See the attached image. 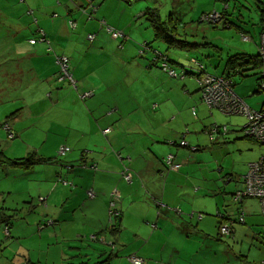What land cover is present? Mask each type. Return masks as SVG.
<instances>
[{
  "label": "crops",
  "instance_id": "0c3cea01",
  "mask_svg": "<svg viewBox=\"0 0 264 264\" xmlns=\"http://www.w3.org/2000/svg\"><path fill=\"white\" fill-rule=\"evenodd\" d=\"M32 1L0 0V71L5 70L0 73V106L8 104L10 99H15L23 109L20 114L10 118V124L6 122L12 127L15 137H21L24 134L37 137L38 132H44L45 136L43 137L52 138V145L58 142L56 150L59 146L71 144L75 149V154H72V160L60 161L55 156L57 155L55 150L56 154L48 157L54 158L55 161L48 164H35L27 169L7 165L0 168L5 170L13 181L19 183L24 192H28L25 186H29V182H40L39 186L43 187L45 192V194H40L45 196L44 203H40L41 208L44 210L43 215L48 216V219L54 222L52 225L61 219H66L70 222V226L73 224L79 226L74 234L75 237L83 238L91 235L92 241L88 239L89 241L105 246L104 249L91 254H83L86 258L88 257L89 264H96L97 261L104 260L105 254L110 251L106 247H112L113 244L117 246L118 252L106 264H124L125 262L131 264L130 257L143 258L139 255L143 250L156 251V255L161 261H164L166 255L172 253L176 255L178 262L182 259L184 252V247L181 246L183 240L196 239L198 234V240L201 243V239L211 236L210 224H203V228H201L200 223L209 215L214 218L215 214H209L214 210L218 213L226 210L227 220L232 222L235 232L234 235H229L236 239L233 244L224 240L219 241L220 251L223 253L222 263L261 264L264 257L262 208L260 214L254 211L247 213L245 211V222H238V214L233 211L235 205L238 207V203L234 201L233 197L239 189L228 191L226 188L232 185V181H235L237 186L238 183L242 184L244 173H235L228 177H222L220 174L219 177L211 179L213 182L215 181L213 185L209 183L210 179L202 180L208 188L203 191L202 195H199V198L208 199L211 196L217 198L214 206L210 201L200 200V209L196 211L205 216L196 223L190 216L195 214L193 211L195 209L194 201H196L195 194H199L201 191L196 192L191 188V193L189 187L192 186L187 182L183 181L182 184L181 181L170 180L167 177L169 172L165 173V157L172 153L182 165L196 163L207 167V160L211 155L209 157L205 153L202 154L200 149L210 152L213 149L209 150L204 147L206 137L203 136L198 140L195 138L196 132L184 133L183 121H179L173 113L156 122L153 121L149 127H142V123L145 124L146 116L149 115L151 119H154L151 111V114L149 113L150 107L152 110L155 109L153 111L155 113L159 111V103L163 101L174 106V99L169 93V88L165 85L151 87L155 91L147 93L150 97L134 98V104L140 108L130 110L128 109L130 101L116 98L114 87L104 88L102 86L97 89L95 86L82 83L84 78L74 75L78 73L77 65L73 66L74 60H72L71 66L74 69V74L73 72L72 74L79 81V86L71 87L65 81H60L57 76L59 72L56 58L48 52V49L51 47L53 51L56 50L59 53L63 51V43L70 35L68 22L59 20L49 26L40 25L33 15L38 13L40 21L43 22L53 11H50L48 6H43L39 8L40 10H30V4L32 7H37ZM73 2L83 4V0L70 1V3ZM71 8V5L65 6L64 13L72 14L69 13ZM75 8L79 10V8ZM30 11L31 13H29ZM39 28L45 30L50 44L30 43V40L33 39L31 35L38 34ZM260 34H262V23ZM250 38L252 41V37ZM248 54L256 55L257 53ZM260 72L261 69L250 70L245 72V76H235L240 77L239 82L242 80L249 82L245 87H241L240 92L236 88L235 91L251 107L255 106L253 108L255 110L263 108L264 96L255 97L253 95L261 94L263 91L257 86L252 89H248V87L251 82L259 84ZM255 74L258 75L254 76ZM3 75L10 78L11 84L3 81L4 78L1 77ZM20 75H31V81L28 84L20 85ZM14 78L15 80H13ZM237 84L238 82L235 81V87ZM103 89H107L108 96L111 95L107 101L98 97L99 91ZM146 90L148 89L146 88ZM85 91L90 94L84 97ZM249 91L252 92V98L247 100ZM164 92H167L170 98L163 100ZM93 93L95 94L93 95ZM260 99H262L261 103ZM39 103L44 110L37 114L32 109ZM154 106L157 107L153 108ZM135 110H139V112H134ZM109 113H111L110 116ZM172 117H175V120H172ZM0 121H5V119L0 117ZM109 125H115L117 129L106 138L101 129ZM231 132H233L231 134L233 137L240 138L237 130L230 131L228 129L225 134L219 132L215 141L216 139L225 141ZM178 140H182L181 144H178ZM183 141L187 145H182ZM215 141L212 143H218ZM109 145L113 147L112 150ZM178 146L188 150H181ZM191 146L192 148H190ZM194 147L199 151L192 154L191 152L197 151L192 150ZM114 151H121V155L125 156V158L120 157L123 162L117 158ZM212 154L213 157L210 160L213 162H216L213 159H220L219 152ZM5 157L7 158V156ZM93 165L97 166V170L92 168ZM37 166H41L40 170H37ZM11 167L14 169L12 170ZM70 167H72L71 170H67ZM126 168L133 175L132 184H129L122 176ZM210 171L214 172L215 169L212 168ZM62 177L66 180H61ZM3 179L4 177L0 175V180ZM67 180L72 182L74 187L69 185L65 187L64 183L67 184ZM58 182L63 185L57 184ZM91 190L95 191L94 197L88 194ZM112 190H114L113 194ZM226 194L230 195L229 199L219 198ZM115 196H117L115 202L122 210L121 213L118 212L121 217H118L119 226L108 228L111 222V215L109 216L108 212L109 205ZM1 198L0 194V200ZM245 203L246 200L240 204L239 208L244 207ZM65 209H69L68 215H65ZM201 209L204 212L200 211ZM189 213L190 216H188ZM257 215L260 220L256 217ZM220 223L216 222L217 227ZM169 229L171 231L168 233ZM217 237L225 239L219 232ZM77 249L84 250V246ZM167 251L168 254H166ZM228 253L233 255H228ZM194 257L195 255H193ZM172 258L173 255H170V259ZM222 263L217 262V264ZM185 264H211V261L196 260L194 263L193 260L192 263L187 261Z\"/></svg>",
  "mask_w": 264,
  "mask_h": 264
},
{
  "label": "rangeland",
  "instance_id": "374dc122",
  "mask_svg": "<svg viewBox=\"0 0 264 264\" xmlns=\"http://www.w3.org/2000/svg\"><path fill=\"white\" fill-rule=\"evenodd\" d=\"M70 1L33 0L32 3L37 7H32L30 3L29 6L30 10H40L39 8L48 6L47 8H50V11L56 12L54 16L49 13L48 19L43 22L40 21L38 13L34 14L33 18L40 25L49 26L59 20L68 22L70 35H68L66 42L63 43V53L60 52L59 54L70 58V66H72V60H74L73 66L77 65L78 73L74 74V69L71 68L73 74L84 78L82 83L95 86L97 89L102 86L104 88L114 87L116 98L130 101L128 107L130 110L140 108L134 104V98L150 97L147 93L155 91L151 87L165 85V87L169 88V93L174 99V106H170L168 102L163 101L159 103V111L155 113L153 112L155 109L152 110L150 107L149 113L151 111L152 114H150L153 115L154 119H151L149 115L146 116L145 124L142 123V127H149L153 121L156 122L173 113L178 117L179 121H183L184 133H188V131L196 132L195 138H198V140L203 136L206 137L204 147L213 150L210 152L206 149H200L202 154L205 153L209 157L210 155L213 157L212 153L216 154L219 152L220 159H213L216 161L213 162L210 157L207 160V167L196 163L185 164L182 165L180 171H170L167 176L175 182L181 181L182 184L183 181L187 182L188 185L192 186L189 187L191 193V188L195 189L196 192L201 191L199 194H195L194 216H190L191 212L188 214L195 222H200L199 211H196L200 209V200L210 201L211 205L214 206L217 198L215 196H211L208 199L199 198V195H202L203 191L208 188L203 184L202 180H205V178L207 180L210 179L209 183L213 185L215 181L213 182L211 179L219 177L220 174L222 177H228L235 173L245 174L249 170L250 162L257 161L264 156V145L254 139L245 137L242 131L243 126L247 123L246 116L242 114L229 115L218 108H209L202 101L201 91L197 90L200 88L199 76H204L205 73L220 76L223 73L228 55L243 51L252 54L259 52L262 23L261 10L264 7V0H97L98 2L90 5H88L90 0H83V4L85 3L88 6L86 12L77 10L75 7L78 8L79 6L74 2L70 3ZM68 5L72 6L71 9L74 11L72 14L64 13L63 9ZM92 8L96 9V11L92 13V18H89L90 9ZM149 8L159 9L160 15L164 19H167V14L172 13L173 21L178 25L181 32H186L185 38L195 46L190 48H168L164 41L155 39L152 23L149 21L148 16H144V12ZM224 9L230 12V16L227 18L228 23H225L226 18L224 15L221 16L222 20L218 22L203 19L206 14L213 12L221 14ZM235 23L242 25L246 31L245 34L252 37V41H245L242 38L241 29H237L239 26ZM108 29H113L114 31H109ZM31 38L38 40L39 34H33ZM48 52L55 57V53L52 50L48 49ZM195 59L197 63L194 62ZM165 60L168 61L170 67L175 69L178 76L174 77L162 70L161 67ZM57 64L59 65L58 62ZM199 64L204 66L205 72H201ZM59 66H57L59 72L57 76L60 75ZM3 71L5 70L0 71V73ZM186 71L195 75H188ZM1 77L4 78V82L11 84L9 77L5 75ZM20 77V85L28 84L31 81V75H20ZM73 78L77 80L76 77L73 76ZM234 79L238 82L235 88L239 92L241 87H245L249 83L244 82V80L239 82V76ZM65 82L72 87L70 82ZM259 84L251 82L248 89L256 88V86L260 87ZM77 85L79 86L78 80ZM248 93L249 95L246 99L250 100L252 92L249 91ZM246 94L245 96H247ZM261 95L264 96V91L253 96L261 97ZM163 96V100L170 98L167 92H164ZM98 97L107 101V98H111V95L108 96L107 89H103L99 91ZM261 101L262 99H260V103ZM251 102L253 103V101ZM246 103L251 107L247 101ZM19 104L15 99H10L8 104L0 106V117L5 119V121H0V154H5L4 156L10 159L26 158L32 152H36L38 157H50V155L56 154L55 150L58 142L52 145V138L46 139V137H43L45 136L44 132H38L39 135L37 137L27 134L15 137V132L9 124L10 118L20 114L23 110ZM35 106L37 107L32 109L34 113L43 112L44 108L41 103ZM156 107L154 106L153 108ZM252 108H255V106ZM139 110L134 112H139ZM108 115L110 116L111 113ZM172 120H175V117H172ZM8 126L10 132L14 134L13 137L7 130ZM214 126H226L230 131L237 130L240 138L236 139L231 135L233 134L231 132L225 141L216 139L214 141L218 143L213 144L209 140V133L213 132L215 138L218 136V133L214 131ZM105 128L109 129L108 133L105 132ZM105 128H102L101 132L106 138L117 129L115 125H109ZM181 141L178 140V144H181ZM185 141L182 142V145H187ZM109 146L112 150L113 147ZM62 147L68 148L66 153H60ZM179 149L183 150L186 148L179 147ZM56 151L57 155L55 156L60 161L72 160L73 157L71 156L73 153L75 154V149L71 144L59 146ZM198 151L199 149L191 153L195 154ZM114 152L117 158L123 162L121 158H125V156L121 155V151ZM40 167L37 166V170H40ZM212 168L215 169L214 172L210 171ZM11 169L13 170L14 168L11 167ZM219 171L222 172L220 173ZM64 172L67 171L64 170ZM0 175L4 177L3 180H0V194L2 195L0 217L6 219L3 222L0 221V264H81L87 259L83 255L84 253L91 254L97 250L104 249L105 246L103 244L91 242V235L83 238L75 237L74 234L79 226L76 224L70 226V222L66 219H61L55 225H52L54 222L48 219V216L43 215L44 210L41 208L40 203H44L45 196L40 194H45V192L44 188L39 186L40 182H29V186H25L28 192H24L19 183L8 177L7 172L2 168H0ZM57 184L63 185V183L59 182ZM67 185L74 187V184L70 181L67 184L64 183L65 187ZM226 188L228 191L236 190V188L241 189L242 184L238 183L237 186L235 181H232V185ZM93 192L95 194V191ZM113 193L114 190H112ZM219 198L229 199L230 195L226 194V196ZM115 199H117V196L113 197V202L109 205L108 212L109 216L111 215V222L109 221L108 228H111L116 219L113 212H122ZM245 200L244 207L241 206L240 208H243L246 213L254 211L260 214L262 207L257 199L247 198ZM239 206L240 204H238V207L235 205L234 210L232 209L235 214H238ZM110 211H112L111 214ZM200 211L204 212L202 209ZM220 212L226 214V210ZM68 214L69 209H65V215ZM209 214H215L214 218L209 215L200 223V227L203 228V224L209 223L211 236L201 239V243L198 240V234L196 239L183 240L181 242V246L184 247L182 259L177 262L176 255L169 253V255L164 257V261H161L156 255V251L143 250L139 253L143 257H140L144 260L143 264H185L187 261L192 263L193 260L194 263H196V260L201 262L205 260L211 261V264L222 263L223 253L220 251L221 244H219V241L224 240L233 244L236 239L229 235H222L220 224L227 223L230 225L232 222L230 223L229 220L220 218L215 210L212 213L209 212ZM202 216L201 220L205 215ZM256 217L260 220L258 215ZM217 221L221 222L219 227H217ZM170 231L171 229L168 230V233ZM7 232L9 235H7ZM218 232L225 239L218 238ZM80 246H84V250H78L77 248ZM106 248L110 249V246ZM166 254H168V251ZM170 255H173L172 259H170ZM193 255H195L194 258ZM228 255L233 254L228 253ZM124 264L129 263L125 262Z\"/></svg>",
  "mask_w": 264,
  "mask_h": 264
},
{
  "label": "built area",
  "instance_id": "2783aa9c",
  "mask_svg": "<svg viewBox=\"0 0 264 264\" xmlns=\"http://www.w3.org/2000/svg\"><path fill=\"white\" fill-rule=\"evenodd\" d=\"M222 14L213 12L210 14H206L203 16V19H207L211 22H218L221 19ZM112 31V29H110ZM39 32V39L30 40L31 44H36L38 42H46V34L45 31L42 29L38 30ZM242 38L245 41H250L251 38L248 35H242ZM258 55L262 60V72L261 77L262 80L260 81V89L264 91V16L262 19V34H261V42L258 47ZM57 62L59 63L60 67V81H68L72 84L73 87L77 88V81L73 78L72 73L70 72V59L65 56L61 55L57 57ZM197 63L196 60H194ZM162 70L171 74L172 76H178L175 69L170 67L168 61L162 64ZM202 72V71H201ZM203 73V72H202ZM198 82L200 84V91L202 94V101H204L209 108H218L225 114H242L247 117V123L243 126L242 131L244 132L245 137L251 138L259 142L260 144L264 145V106L261 110H255L250 107L246 101L235 91V82L233 77H225V76H216L212 74L205 73L204 76L198 77ZM90 93H84V97L89 95ZM214 131L219 133H227L228 128L226 126H214ZM7 130L10 132L9 126ZM106 133L109 132V129L105 130ZM11 137L14 136L10 132ZM211 141L215 140L213 132L209 133ZM187 144V143H185ZM67 147H62L60 152L67 151ZM193 151L196 150L194 147ZM62 154V153H61ZM165 165L166 169L169 171H179L182 167V164L178 162L177 157L169 153L165 157ZM92 168L97 170V166L93 165ZM122 176L129 182L133 180L132 173L126 168ZM242 188L237 190L234 194V201L236 202H243L247 198H255L259 201L262 207V214L264 219V156L261 157L259 160L250 163L249 170L243 175L242 177ZM89 196L94 197L93 190L88 192ZM218 216L223 220H227V214L222 212L218 213ZM245 211L243 208H239L238 212V222L242 223L245 222ZM202 217V215H200ZM156 227V226H154ZM220 232L222 235H231L234 233V228L232 223L229 225L227 223L220 224ZM7 235L9 233L7 232ZM262 241L264 244V231ZM130 261L133 264H143V260L137 256H131ZM261 264H264V257L261 260Z\"/></svg>",
  "mask_w": 264,
  "mask_h": 264
},
{
  "label": "trees",
  "instance_id": "16d2710c",
  "mask_svg": "<svg viewBox=\"0 0 264 264\" xmlns=\"http://www.w3.org/2000/svg\"><path fill=\"white\" fill-rule=\"evenodd\" d=\"M96 2H98V1L97 0H90L88 5L95 4ZM77 5L79 6L78 8H79V10H81V12H86L88 10L87 9L88 6L85 3L83 4V6H82V3L77 4ZM90 10H91V13L89 14V18H92V13L94 11H96V9L92 8ZM73 12H74L73 9H71V12L69 11V13H73ZM261 12H262L261 15H262V19H263L264 7H262ZM29 13H31V11ZM55 14H56V12H54V11L51 12V16H54ZM221 14L224 15L225 18H226V22L225 23H228L227 22L228 21L227 18H228V16H230V12H228L227 9H224V11ZM145 15L148 16L149 21H151V23H152L151 25L154 28L155 39L164 41L167 44L168 48H175V47H177V48H190V47H194L195 46L193 43L189 42L185 38L186 32H181L180 28L178 27V25L173 21L172 13L167 14V16H166L167 19H164L160 15L159 9H157V8H149V9H147L144 12V16ZM57 17H58V15H57ZM72 23L75 24L74 21H72ZM230 24H232V23L230 22ZM236 25H238V24H236ZM238 26L239 27H237V29H241L242 34L246 35L245 34L246 31L244 30L242 25L241 26L238 25ZM39 29H41V28H39ZM42 30H44V29H42ZM108 30L110 31V29H108ZM112 31H114V30L112 29ZM38 34H39V32H38ZM45 34H46V32H45ZM89 36H91V35H89ZM46 40L47 41L44 42V43L50 44L48 39H47V36H46ZM49 49H51L53 51V48L50 47ZM53 52L55 53V58L56 59H57L58 56H61L59 54V52H57L56 50L53 51ZM226 59H227V62H225L224 71H223L224 73H222V74L225 77H228V78L229 77H233L234 78L236 75L245 76V74H246L245 72H248L250 70H257V69H261L262 68V60H261V58H260V56L258 54L250 55V54H248L246 52H237V53H234L232 55H228L226 57ZM171 62L174 63L173 61H171ZM70 64H71V61H70ZM155 64H157V62H155ZM199 67H200L202 72H205L204 66H201L199 64ZM70 72H72L71 71V66H70ZM186 74L195 75L194 73L189 72V71H186ZM260 74H261V72L259 73V79H258L259 83L262 80V77L260 76ZM256 75H258V74H255L254 76H256ZM53 161H55L54 158L38 157L36 152H32V153H30L28 155V157L21 158V159L20 158H18V159H9V158H6L5 156L0 154V167L4 166V165H7V166H17V167H20V168H26L27 169V168H30V167L34 166L35 164H48V163L53 162ZM165 167H166V165H165ZM71 168L72 167H70V169H67V170H71ZM167 172H170V171L168 169H166L165 173H167ZM61 180H66V179L62 177ZM236 203L242 204L243 202H241V203L236 202ZM238 212H239V209H238ZM111 213H112V211H110V214ZM113 213L115 214L116 219H115L113 225H111L112 228L119 226L118 217L119 218L121 217L120 213H119L120 215L117 214L118 211H114ZM193 216H194V214L191 215V217H193ZM237 217H238V215H237ZM200 218H202V217H200V214H199V220H200ZM4 220H6V219L0 217V221L3 222ZM237 221H238V219H237ZM234 234L235 233H233L231 235H234ZM117 252H118L117 246L115 244H113L112 247H110V251H108V253L105 254V259L102 260V261H97L96 264H101V263L102 264L103 263L106 264V262H108L113 257V255L116 254ZM143 263H144V260H143ZM81 264H89V259H86Z\"/></svg>",
  "mask_w": 264,
  "mask_h": 264
},
{
  "label": "bare ground",
  "instance_id": "6f19581e",
  "mask_svg": "<svg viewBox=\"0 0 264 264\" xmlns=\"http://www.w3.org/2000/svg\"><path fill=\"white\" fill-rule=\"evenodd\" d=\"M49 50H51V49H49ZM56 61H57V59H56ZM58 66H59V65H58ZM60 153L63 154V153H66V151H65V152H60ZM132 183H133V180H130V181H129V184H132Z\"/></svg>",
  "mask_w": 264,
  "mask_h": 264
},
{
  "label": "clouds",
  "instance_id": "9594fccd",
  "mask_svg": "<svg viewBox=\"0 0 264 264\" xmlns=\"http://www.w3.org/2000/svg\"><path fill=\"white\" fill-rule=\"evenodd\" d=\"M258 54V53H257ZM261 72H262V70H261ZM235 82V81H234ZM260 85V84H259ZM235 88V87H234ZM197 149V148H196ZM180 163V162H179ZM245 175V174H244Z\"/></svg>",
  "mask_w": 264,
  "mask_h": 264
}]
</instances>
